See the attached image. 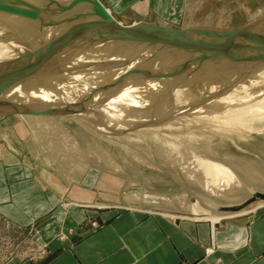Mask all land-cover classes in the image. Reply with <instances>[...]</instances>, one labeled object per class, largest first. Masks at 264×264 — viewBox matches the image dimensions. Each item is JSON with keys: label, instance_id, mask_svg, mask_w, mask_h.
<instances>
[{"label": "rangeland", "instance_id": "rangeland-1", "mask_svg": "<svg viewBox=\"0 0 264 264\" xmlns=\"http://www.w3.org/2000/svg\"><path fill=\"white\" fill-rule=\"evenodd\" d=\"M56 1L63 5L71 0ZM55 8L49 0H0V59L3 49L13 45L23 44L35 52L42 34L55 23L81 18L78 14L65 18L72 13ZM263 12L264 0H185L177 17L161 20L152 15L135 25L242 27ZM98 24L96 20L80 31L83 45L73 40L66 49L48 52L40 65L45 71L39 67L46 77L40 74L34 83L47 89L46 94L23 101V108L0 121V173L13 176L23 170L28 175L24 180L38 179L52 203L60 202L39 213L35 221H56L64 212L61 204L67 202L87 209L84 221L90 222L124 208L167 215L207 212L222 220L263 205L254 202L231 214L208 202L234 203L253 189L264 191V67L256 71L247 61L264 64V32L252 37L259 48L235 44L221 54L197 58L137 51L111 40ZM232 49L237 53H230ZM4 78L0 89H12L14 81L6 87ZM127 84L135 86L134 94L122 97ZM78 85H82L79 99L73 91ZM81 93L85 100L90 98L92 108L84 104ZM1 96L0 92V102L6 98ZM11 99L0 106L14 102ZM83 114H94L107 124L102 129L96 123L90 126L79 117ZM212 165H223L228 173L213 174ZM9 221L28 220L21 210L1 203L0 264L12 256L36 261L47 253L31 238L30 227Z\"/></svg>", "mask_w": 264, "mask_h": 264}, {"label": "crops", "instance_id": "crops-1", "mask_svg": "<svg viewBox=\"0 0 264 264\" xmlns=\"http://www.w3.org/2000/svg\"><path fill=\"white\" fill-rule=\"evenodd\" d=\"M99 1L124 22L152 15L161 20L177 17L185 2ZM26 173L17 170L15 175L6 176L1 171L0 204L21 210L28 221L9 223L30 227L31 238L48 251L36 261L12 256L1 264H264V204L242 216L219 221L214 217V222L209 218H172L140 208L116 210L107 213V218L90 222L84 221L87 209L67 202L66 206L61 204L64 212L56 221H35L39 213L51 211L60 202L52 203L38 179L24 180ZM19 182L24 185L12 189ZM210 246L213 250L207 254L205 249Z\"/></svg>", "mask_w": 264, "mask_h": 264}, {"label": "water", "instance_id": "water-1", "mask_svg": "<svg viewBox=\"0 0 264 264\" xmlns=\"http://www.w3.org/2000/svg\"><path fill=\"white\" fill-rule=\"evenodd\" d=\"M49 1L54 4L58 12L72 13L65 16V18H70L73 14H78L77 17L81 18L76 19L75 17V19L55 23L47 32L42 34V44L40 43L39 47L37 46L34 49L37 52L39 65L43 64L48 52L61 49L62 47L66 49L73 40L75 42L78 40L83 45L84 41L80 39V31H83L86 26L89 28L90 25H94L96 20L99 22L97 29L99 28L101 32L107 33L111 40L122 41L131 48L141 52H170L181 57L189 55L198 58L218 55L243 41V39L251 40V44L245 46V49L259 48L257 44L255 45L252 42V37L255 38L259 31L264 32V12L242 27L195 25L175 29L161 26L146 27L142 25L131 26L126 23L120 24L99 0H71L63 5L56 0ZM78 48H81V46ZM247 61L256 71H260L264 67L263 63H254L251 59H247ZM18 69L22 70L21 68ZM26 71H28L27 74L29 76L31 70L26 69ZM15 72H17L15 69L11 70L7 75L13 77ZM21 99L19 98L13 103L0 106V121L19 111L23 102ZM254 202L264 203V191L253 189L244 199L234 203L219 204L208 202V204L222 213L234 214L248 208Z\"/></svg>", "mask_w": 264, "mask_h": 264}, {"label": "bare ground", "instance_id": "bare-ground-1", "mask_svg": "<svg viewBox=\"0 0 264 264\" xmlns=\"http://www.w3.org/2000/svg\"><path fill=\"white\" fill-rule=\"evenodd\" d=\"M60 1V0H59ZM9 2V1H8ZM61 2H62V0H61ZM66 2V1H65ZM53 4V3H52ZM50 8V7H49ZM106 8V7H105ZM108 10V9H107ZM109 11V10H108ZM110 13H111V11H109ZM43 13V12H42ZM74 15V14H73ZM111 15H112V13H111ZM113 16V15H112ZM7 17V16H6ZM16 17V16H15ZM114 17V16H113ZM14 19V18H13ZM118 21V20H117ZM25 22V21H24ZM118 23H120V24H123L122 22H119L118 21ZM125 23V22H124ZM9 24V23H8ZM16 25L17 26H19L20 25V23H18V22H16ZM128 25H131V26H133V25H135V21H131V22H129V24ZM4 26H6V25H4ZM8 26V25H7ZM14 26H8L7 28L8 29H12ZM13 30V29H12ZM93 33H95V32H93ZM97 33V32H96ZM95 35V34H94ZM97 35V34H96ZM40 37V36H39ZM40 40V39H39ZM254 40V39H253ZM237 44H239V45H243V46H248V45H250L251 44V40L250 39H247V40H244L243 39V41H240L239 43H237ZM1 49H3V48H1ZM240 50V49H239ZM237 51L238 50H235V49H232L231 51H230V53H237ZM256 53V52H255ZM35 55V52L34 51H32L30 48H28L27 46H25V45H13V47H11V48H8V49H3V56L1 57V59H0V73L1 72H3L1 75H0V80L2 79V78H4V80H3V84H5V86L6 87H9V85H11V84H9L8 83V81H11L12 83H13V81H14V83H13V88L12 89H6L7 91L9 90L10 92H14V93H5L6 92V90L5 89H0V92H1V94H2V96L4 97V96H6V98H4V100L3 101H1L0 102V104H2V103H4V102H8V101H10V99L12 100V101H14L15 102V100L16 99H19V98H22L21 100H23V101H27V102H29L30 100H32L33 98H36V99H39V96H42V95H44V94H46V90L47 89H44L43 87H40L39 88V83L37 84V85H35L34 83H35V81H36V79H40L39 78V75L41 74V73H39V69L41 68L42 69V66L40 67V65H39V60H38V58H37V56H34ZM258 58V57H257ZM45 64V63H44ZM45 66V65H44ZM43 66V67H44ZM111 66V65H110ZM12 67L13 68H21L22 70L21 71H17L16 73H15V75L13 76V77H11V76H8L7 75V73L9 72V71H11V69H12ZM40 67V68H39ZM26 68L27 69H31V70H34V72H32L31 71V74L28 76V74H27V72L28 71H26ZM48 68V67H47ZM46 68V69H47ZM61 68V67H60ZM263 69V68H262ZM44 70V68L42 69V71ZM48 70V69H47ZM45 71V70H44ZM54 71V70H53ZM262 71V70H261ZM260 71V72H261ZM113 72V71H112ZM259 72V73H260ZM37 73H38V77H37ZM258 73V72H257ZM242 74V73H241ZM42 75V74H41ZM43 75L46 77V72L45 73H43ZM42 75V76H43ZM53 75V74H52ZM6 77H8V79L6 78ZM9 78H10V80H9ZM42 79H44V78H41V80ZM40 80V81H41ZM1 85V84H0ZM82 86V85H81ZM80 85H78V87L77 88H75L73 91L74 92H76V96H77V98H78V94L81 92V87ZM264 86V85H263ZM4 87V86H3ZM5 87V88H6ZM91 87V86H90ZM135 86L133 85H131L130 84V86L127 84L126 86H124V88H122V97H124V95L126 96V97H130V91L132 92L133 90V88H134ZM0 88H2L1 86H0ZM85 89V88H84ZM137 89H139L138 87H137ZM262 89V88H261ZM106 90V89H105ZM103 91V92H101V93H104V92H106V91ZM143 90V89H142ZM91 91V90H90ZM97 92H98V90H96ZM100 91H102V90H100ZM134 91H135V89H134ZM134 91H133V94H134ZM140 91V90H139ZM260 91V90H259ZM87 92H89V91H87ZM91 92H94V91H91ZM114 92H116V93H118L119 91L115 88L114 89ZM143 92V91H142ZM85 93V92H84ZM96 93V92H95ZM100 93V92H99ZM100 93V94H101ZM137 94L138 93H140V92H136ZM184 93V92H183ZM9 94H11V96H9ZM14 94H22L19 98L17 97V98H14V97H12ZM87 94H89V93H87ZM74 94H73V96H75ZM82 95H83V93H81V96L80 97H82ZM90 95H94L95 96V94H91L90 93ZM132 95V94H131ZM141 95V94H140ZM224 95V94H223ZM1 96V97H2ZM63 95H61V97H62ZM72 96V95H71ZM73 96H72V98H73ZM88 96V95H87ZM8 97H11V98H8ZM88 97H90V96H88ZM100 97V96H99ZM58 98H60V97H58ZM63 98V97H62ZM134 98H136V97H134ZM218 98H219V96H218ZM224 98V97H223ZM64 99V98H63ZM76 99V98H75ZM74 99V100H75ZM79 99V98H78ZM85 99H87L86 98V95H85ZM84 99V95H83V99L82 100H85ZM105 99L107 100L108 99V97H105ZM132 99V98H131ZM217 99V98H216ZM221 99V98H220ZM90 100V98L88 99V100H85L84 102V104H87L88 105V102H91V100ZM99 100V99H98ZM125 100H126V98H125ZM37 101V100H36ZM79 101H81V100H79ZM88 101V102H87ZM96 101V100H95ZM39 102V101H38ZM68 102H70L69 100H68ZM87 102V103H86ZM256 102V101H255ZM13 103V102H12ZM83 103V102H82ZM257 103V102H256ZM256 103L254 104V102H253V104H252V102H249L248 104L249 105H256ZM69 104V103H68ZM80 104H81V102H80ZM72 105V103H70V106ZM83 105V104H82ZM86 105V106H87ZM233 105H234V103H233ZM241 105V104H240ZM89 106V105H88ZM206 106H207V104H206ZM25 108H32V107H28V106H24ZM77 107V106H76ZM79 107V106H78ZM82 107V106H81ZM89 107H91V106H89ZM89 107H87V109L89 108ZM242 107V106H241ZM20 108H23V105L20 107ZM92 108V107H91ZM120 109H117V110H119L120 112H121V114H122V112H124L125 110L123 109V107L121 108V107H119ZM240 108V107H239ZM82 109H84V106H83V108ZM198 109V108H197ZM85 110H86V108H85ZM112 110H113V108H112ZM243 110V109H242ZM81 111V110H80ZM110 111V110H109ZM108 111V112H109ZM114 111H115V109L113 110V113H114ZM244 111V110H243ZM107 112V113H108ZM119 112V113H120ZM85 113H87V112H85ZM95 113H98V112H95ZM106 113V114H107ZM116 113H118V112H116ZM118 113V114H119ZM125 113V112H124ZM81 114V113H80ZM88 114V113H87ZM105 114V115H106ZM111 114V113H110ZM115 114V113H114ZM89 115V114H88ZM88 115H85V114H83V115H81V116H79L80 118H82V119H84L85 121H87L86 123H88L90 126H93L92 124H95L96 126H97V128H99V129H102L103 127H105V125L107 124H104V123H102V121H100V118H99V115L98 114H96V115H98V120H99V122H95V121H98L96 118H94L95 117V115L93 114L92 116H94V117H89ZM104 115V116H105ZM117 115V114H116ZM115 115V116H116ZM107 116H108V114H107ZM152 117H153V115H152ZM217 117V116H216ZM101 118H102V116H101ZM112 118H113V116H112ZM114 118H117V117H114ZM109 119H110V117H109ZM246 119V118H245ZM245 119H243V120H245ZM243 120H241V121H243ZM247 120V119H246ZM148 121V120H147ZM139 122V121H138ZM137 122V123H138ZM144 122H146V121H144ZM144 122H140V124L141 123H144ZM135 124V123H134ZM144 125V124H143ZM142 126V125H141ZM140 126V127H141ZM150 126V125H149ZM154 126V125H153ZM94 127V126H93ZM151 127V126H150ZM146 128V127H145ZM152 128V127H151ZM248 131V130H247ZM213 167L211 168V172L213 173V174H217V173H221V172H225V173H228L226 170H225V166H223V165H212ZM65 204V203H64ZM259 204V203H258ZM243 211V210H242ZM242 211H240V212H242ZM158 212H160V211H158ZM240 212H238V213H240ZM162 213V212H161ZM238 213H234V214H238ZM164 214H166V213H164ZM170 217H172V218H175V217H177V218H192L193 220H195V221H197V220H206L207 218H209V220L208 221H211V222H214V220H215V218H214V216L213 215H210V214H208L207 212H204V214L203 215H196V214H191L190 213V216L187 214V213H179V215H176V214H174V215H171L170 213L168 214ZM201 218H206V219H201Z\"/></svg>", "mask_w": 264, "mask_h": 264}, {"label": "built area", "instance_id": "built-area-1", "mask_svg": "<svg viewBox=\"0 0 264 264\" xmlns=\"http://www.w3.org/2000/svg\"><path fill=\"white\" fill-rule=\"evenodd\" d=\"M212 250H213V248L211 246L210 247H207L205 249V251H206L207 254L210 253ZM213 264H217V263H213Z\"/></svg>", "mask_w": 264, "mask_h": 264}]
</instances>
